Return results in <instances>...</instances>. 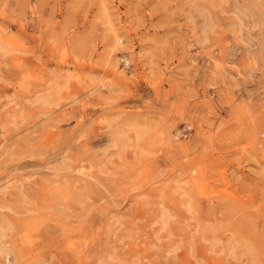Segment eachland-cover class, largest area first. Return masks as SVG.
<instances>
[{
    "label": "rangeland",
    "instance_id": "1",
    "mask_svg": "<svg viewBox=\"0 0 264 264\" xmlns=\"http://www.w3.org/2000/svg\"><path fill=\"white\" fill-rule=\"evenodd\" d=\"M0 264H264V0H0Z\"/></svg>",
    "mask_w": 264,
    "mask_h": 264
},
{
    "label": "bare ground",
    "instance_id": "2",
    "mask_svg": "<svg viewBox=\"0 0 264 264\" xmlns=\"http://www.w3.org/2000/svg\"><path fill=\"white\" fill-rule=\"evenodd\" d=\"M102 4H103V3H102ZM105 8H106V7H105ZM102 10H103V9H102ZM113 46H114V45H113ZM112 48H113V47H112ZM141 129H142V128H141ZM142 134L145 135L144 132H143V133L140 132V133L136 134V136H135L136 139H137V138H140V137L143 138V136H141ZM120 135H122V134H120ZM133 135H134V134H133ZM133 135H132V136H133ZM122 138H124V137L122 136ZM132 138H134V136H133ZM124 139H125V138H124ZM126 140H128V139H126ZM126 140H125V141H126ZM135 141H136V140H135ZM126 142H127V141H126ZM128 143H129V141H128ZM87 171H88V170H87ZM88 173H89V172H88ZM187 204H188V207H189L190 203L188 202ZM191 206H192V205H191ZM162 222H163V221H162ZM165 222H166V220H165ZM2 235H3V234H2Z\"/></svg>",
    "mask_w": 264,
    "mask_h": 264
}]
</instances>
